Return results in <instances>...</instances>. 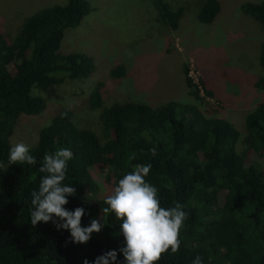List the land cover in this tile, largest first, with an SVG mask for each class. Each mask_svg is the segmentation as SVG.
<instances>
[{"label":"trees","instance_id":"obj_1","mask_svg":"<svg viewBox=\"0 0 264 264\" xmlns=\"http://www.w3.org/2000/svg\"><path fill=\"white\" fill-rule=\"evenodd\" d=\"M153 3L165 26L177 30L186 8L175 9L171 0ZM221 10L220 0H203L197 20L212 24ZM242 10L264 27V0L247 1ZM91 11L89 0H67L37 10L14 31L0 27V163L8 167L0 170V264H84L85 259L94 264L110 250L118 253L116 264H125L119 252L124 246L122 221L101 211L107 207L105 198L88 200L99 190L93 169L108 171V180L117 186L126 173L147 164L151 169L145 180L157 188L161 206L179 202L188 214L179 251L172 254L169 249L157 264H192L196 256L203 264H264V102L247 113L242 135L227 118L204 109L205 98L215 94L201 78L206 97L201 96L188 66L185 83L194 103L126 101L106 106L99 83L90 103L101 109V131L78 126L74 111L63 107L29 146L36 163L8 166L20 117L44 112V94L65 79H86L95 71L89 54L61 50L66 30L78 27ZM260 64L264 69V41ZM124 72L118 66L111 73L117 77ZM263 83L264 77L258 86ZM61 147L73 153L63 183L76 188L64 207L85 209L82 227L92 219L104 225L87 243L71 242L70 231L57 230L52 221L36 226L30 222L31 193L47 175L39 171L43 156Z\"/></svg>","mask_w":264,"mask_h":264},{"label":"rangeland","instance_id":"obj_2","mask_svg":"<svg viewBox=\"0 0 264 264\" xmlns=\"http://www.w3.org/2000/svg\"><path fill=\"white\" fill-rule=\"evenodd\" d=\"M89 1L92 11L78 27L66 30L61 50L89 54L95 60V71L86 79H65L45 93L46 110L20 117L13 145L35 143L39 130L63 107L74 111L78 126L101 131V109L90 103L91 93L99 83L104 87L106 106L126 101L153 106L172 100L194 103L185 83V66L200 85L201 96L206 97L201 78L215 94L205 98L208 114L224 116L245 134L247 113L264 102V86H258L264 77L260 64L264 27L242 10V4L261 0H220L222 10L212 24L197 20L203 0H171L175 9L186 8L177 30L169 29L160 20L153 0ZM66 2L0 0V27L14 31L37 10ZM118 66L124 67V75L112 76ZM93 175L99 190L90 194V202L106 198L116 186L108 180V171L93 169Z\"/></svg>","mask_w":264,"mask_h":264},{"label":"clouds","instance_id":"obj_3","mask_svg":"<svg viewBox=\"0 0 264 264\" xmlns=\"http://www.w3.org/2000/svg\"><path fill=\"white\" fill-rule=\"evenodd\" d=\"M150 151L156 155L155 148ZM72 157L71 150L64 147L43 156L39 171L47 175L41 178L38 190L31 193L30 222L36 226L38 222L52 221L57 230L70 231L71 242L82 244L90 240L92 233H99L104 225L100 220L92 219L89 226L82 227L85 209L76 207L69 211L64 207L69 202L66 197L76 193L74 186L63 183ZM129 159H135V154H131ZM25 162L35 164L36 157L30 154L27 144L15 143L9 150L8 166ZM7 168L0 163V170L7 171ZM150 169L151 164L137 165L126 173L106 196L104 202L107 207L101 209L105 214L114 213L122 221L119 234L123 236L124 246L119 252L123 254L125 264H157L169 249L175 254L180 248V230L188 214L179 202L174 207L161 206L157 188L145 180ZM117 255L116 250L107 251L96 257L94 264H116ZM84 264H89L87 259ZM192 264H203V260L196 256Z\"/></svg>","mask_w":264,"mask_h":264}]
</instances>
